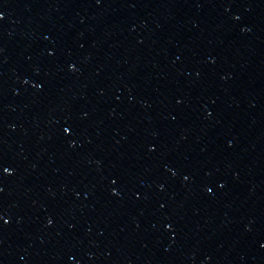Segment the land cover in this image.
Instances as JSON below:
<instances>
[{
    "label": "water",
    "instance_id": "95a60500",
    "mask_svg": "<svg viewBox=\"0 0 264 264\" xmlns=\"http://www.w3.org/2000/svg\"><path fill=\"white\" fill-rule=\"evenodd\" d=\"M0 264H264V0H10Z\"/></svg>",
    "mask_w": 264,
    "mask_h": 264
}]
</instances>
